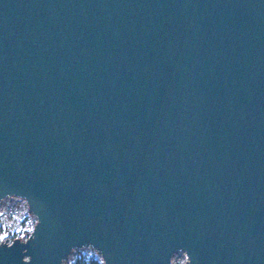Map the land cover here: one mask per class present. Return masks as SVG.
I'll use <instances>...</instances> for the list:
<instances>
[{"label": "water", "instance_id": "95a60500", "mask_svg": "<svg viewBox=\"0 0 264 264\" xmlns=\"http://www.w3.org/2000/svg\"><path fill=\"white\" fill-rule=\"evenodd\" d=\"M0 264H264V0H0Z\"/></svg>", "mask_w": 264, "mask_h": 264}, {"label": "clouds", "instance_id": "9594fccd", "mask_svg": "<svg viewBox=\"0 0 264 264\" xmlns=\"http://www.w3.org/2000/svg\"><path fill=\"white\" fill-rule=\"evenodd\" d=\"M41 220L31 210L30 201L22 196L9 195L0 199V248L11 249L17 241L27 245L36 239V230ZM28 249L23 250L21 264H31L32 258L27 255ZM193 264L191 256L186 249L174 252L168 264ZM60 264H108L103 252L93 244L83 247L73 246L66 257L61 258Z\"/></svg>", "mask_w": 264, "mask_h": 264}, {"label": "rangeland", "instance_id": "374dc122", "mask_svg": "<svg viewBox=\"0 0 264 264\" xmlns=\"http://www.w3.org/2000/svg\"><path fill=\"white\" fill-rule=\"evenodd\" d=\"M178 264H182V262H179V261H178Z\"/></svg>", "mask_w": 264, "mask_h": 264}]
</instances>
